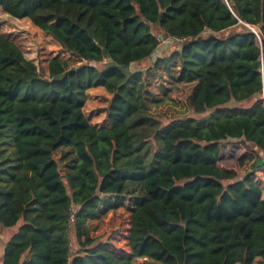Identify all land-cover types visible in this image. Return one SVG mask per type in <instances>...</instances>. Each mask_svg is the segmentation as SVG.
Returning a JSON list of instances; mask_svg holds the SVG:
<instances>
[{
	"label": "trees",
	"instance_id": "trees-1",
	"mask_svg": "<svg viewBox=\"0 0 264 264\" xmlns=\"http://www.w3.org/2000/svg\"><path fill=\"white\" fill-rule=\"evenodd\" d=\"M0 8L76 62L51 57L39 68L0 35V228L17 227L1 264H264V199L253 179L264 166V60L261 70L244 25L264 40V0H0ZM235 25L244 27L224 34ZM159 37L184 38L168 73L175 66L174 81L193 84L192 115L167 123L131 70ZM95 87L110 95L107 125L84 111ZM228 140L249 151L237 159L249 163L242 175L219 164ZM58 148L70 152L63 177Z\"/></svg>",
	"mask_w": 264,
	"mask_h": 264
},
{
	"label": "rangeland",
	"instance_id": "rangeland-1",
	"mask_svg": "<svg viewBox=\"0 0 264 264\" xmlns=\"http://www.w3.org/2000/svg\"><path fill=\"white\" fill-rule=\"evenodd\" d=\"M244 26L235 25L226 30L224 34H233L241 31ZM0 35L13 41L22 51L23 55L32 61L37 67L45 68L47 60L51 57H60L71 60L74 64L73 56L63 52L58 42L52 39L49 35L43 33L40 29L34 26L26 18H16L4 12L0 8ZM159 45L155 52L147 60L140 64H133L131 70H139L142 73V78L146 79L145 93L146 103L149 110L162 123H167L176 118H182L192 115L186 101L187 95L190 93L193 84L177 83L171 77L175 74V66L170 67L171 73H168L170 65L169 58L176 50L177 45L171 40L160 38ZM163 58L156 66L155 62ZM172 64V63H171ZM110 95L101 87L89 89L87 92V101L84 106L86 116L92 124L97 126L107 125L105 119V108ZM206 114L200 117H206ZM247 150L244 148V143L240 140H228L222 143V159L219 164L221 167L235 170L240 175L247 171L248 164L245 163L242 167L237 166V159L240 158ZM249 152V151H247ZM69 151L67 149L58 148L54 152V157L58 162L61 175L68 170ZM262 168V166H261ZM258 169V168H257ZM256 169V170H257ZM255 170V171H256ZM256 173V174H255ZM253 179L257 178V182L262 190V198L264 199V169H259L254 172ZM132 200V198L130 199ZM127 202V200H126ZM13 232L17 227L11 228ZM8 231V229H6ZM6 232L0 228V244L4 240ZM72 238V235L70 236ZM132 264H160L147 258H136Z\"/></svg>",
	"mask_w": 264,
	"mask_h": 264
},
{
	"label": "built area",
	"instance_id": "built-area-1",
	"mask_svg": "<svg viewBox=\"0 0 264 264\" xmlns=\"http://www.w3.org/2000/svg\"><path fill=\"white\" fill-rule=\"evenodd\" d=\"M246 27H248L254 34L255 36V40H256V43L259 47V59H260V62H261V70H262V67H263V60H264V40L261 36V32L259 31L258 28L256 27H253V26H250L248 24H245ZM158 40V43L159 42H162L159 40V38H157ZM166 40H171V42H179L181 43L184 38H178V37H174V38H166ZM262 99H263V103H264V95H262ZM74 210L72 211V214L70 216V223H74Z\"/></svg>",
	"mask_w": 264,
	"mask_h": 264
},
{
	"label": "crops",
	"instance_id": "crops-1",
	"mask_svg": "<svg viewBox=\"0 0 264 264\" xmlns=\"http://www.w3.org/2000/svg\"><path fill=\"white\" fill-rule=\"evenodd\" d=\"M259 169H264V166H262V168L261 167H259L257 170H259ZM256 170V171H257ZM255 171V172H256ZM256 174V173H255ZM255 174H254V177H255ZM254 180L257 182V178H254ZM258 183V182H257ZM259 184V183H258ZM4 230V232H6V235H5V238H4V240L3 241H1V244H0V252H1V250H2V248H3V245H4V243H5V241H6V239L9 237V235L13 232V230L12 229H8V231L7 230H5V229H3ZM1 240V239H0ZM0 264H1V261H0Z\"/></svg>",
	"mask_w": 264,
	"mask_h": 264
},
{
	"label": "water",
	"instance_id": "water-1",
	"mask_svg": "<svg viewBox=\"0 0 264 264\" xmlns=\"http://www.w3.org/2000/svg\"><path fill=\"white\" fill-rule=\"evenodd\" d=\"M244 24V23H243ZM245 25V24H244Z\"/></svg>",
	"mask_w": 264,
	"mask_h": 264
}]
</instances>
